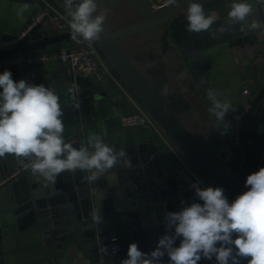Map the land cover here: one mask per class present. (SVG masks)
Listing matches in <instances>:
<instances>
[{"label":"water","instance_id":"1","mask_svg":"<svg viewBox=\"0 0 264 264\" xmlns=\"http://www.w3.org/2000/svg\"><path fill=\"white\" fill-rule=\"evenodd\" d=\"M39 2V0H26ZM67 14L63 0H51ZM135 9L139 22L121 29H112L105 23L101 38L94 43L98 45L106 62L118 75L120 80L137 98L142 107L157 121L172 144L189 160L198 173L208 181L212 187H222L229 203L243 193L240 181L244 179L243 171L235 175L229 172L219 160L218 154H213L199 139L198 128H189L185 122L171 110L160 89L148 78L130 58L121 45V39L149 30L167 22L180 9L188 6L189 0H175L164 8L154 11L144 0H126ZM216 1V0H198ZM226 2L223 16L227 19V9L232 0ZM256 9L255 19L264 24V0H247ZM42 24L35 25L17 44L9 48L0 49V60H10L13 57L45 50L57 43H70L71 32L61 31L49 33L41 30ZM234 35L244 34L240 25L230 26ZM254 31V30H252ZM187 45L186 47H189ZM191 46L185 49L188 53ZM191 71L203 84L207 80V73L211 64L201 62L197 55L187 58ZM9 66L17 67L16 62ZM60 71L52 72V84H46L42 76H32L30 71L24 80L31 84H43L59 91L63 88L78 86L83 101H89L108 90L115 94L118 88L108 78L99 83L81 75H73L66 64H62ZM61 79L63 80L61 83ZM61 83V85L59 84ZM257 120L258 128L264 131V83L251 102L248 113L244 117L242 127V150L245 156L244 166L251 169L254 163L253 148L248 143V135L253 121ZM74 147H81L80 142H71ZM116 150L123 148L127 152L129 163L117 164L95 181H89V172L83 170L64 171L55 184L47 183L42 177L22 172L17 178H8L3 194L10 198L9 207L12 209L17 223H25L28 227L37 226L42 230L45 238L75 234L81 229L88 239L92 252L97 251V236L104 242L110 237L109 226L117 223L118 233L129 232L142 252L154 250L158 239L168 234L164 216L166 212L180 211L183 205L193 202L203 203L195 195L194 188H182L177 180L175 166L171 158L158 143L146 141L109 145ZM17 163L25 161L17 158ZM18 164V165H19ZM16 168H11L9 154L0 157V179L7 177ZM26 170V169H25ZM27 172V171H24ZM102 216V222L97 224L92 220V214ZM174 231V229L172 230ZM1 240V235H0ZM179 246V239L176 245ZM0 241V254H1ZM243 259V258H242ZM240 260V264H247V260ZM169 257L165 255L161 264H168ZM198 264H217L215 258L211 261L202 258Z\"/></svg>","mask_w":264,"mask_h":264},{"label":"crops","instance_id":"2","mask_svg":"<svg viewBox=\"0 0 264 264\" xmlns=\"http://www.w3.org/2000/svg\"><path fill=\"white\" fill-rule=\"evenodd\" d=\"M144 2L150 7L147 0ZM97 3L99 8L107 9L105 23L112 29L125 28L140 20L135 9L126 0H97ZM199 3L202 4L206 15L216 17L209 31H187L186 6L167 22L125 37L120 42L133 62L160 89L169 103V108L173 109L189 128H198L199 139L213 154L219 155L221 164L229 172L235 175L243 171L246 180L248 175L264 167V131L259 130L257 120H254L252 131H256L255 150L258 157L253 168L249 169L244 166L243 150L233 142L232 120L233 113L246 102H252L264 83V34H261L264 29L234 35L231 27L227 25L226 17L223 16L222 8L226 2L216 0ZM39 4L40 2L26 0H0V39L21 34L35 11L41 7ZM21 9H24L22 13ZM221 26L229 27V30L224 33L217 32V38H213L211 32ZM41 30L44 31L43 27ZM65 44L57 43L45 50H55ZM187 45L192 48L188 53L185 52V49L190 48L186 47ZM190 55H197L201 62L208 61L211 64L207 80L203 84L187 63ZM13 58L0 60V73L9 70L14 81L25 79L29 70L20 65L9 66ZM62 64L64 63L57 60L36 64V76H42L46 84H52L54 81L51 73L62 70L59 69ZM62 81L61 79V83ZM110 81L118 88L117 93L112 94L105 90L99 98L86 102L79 95L81 89L78 86L75 90L63 88L56 91L63 110L66 142L76 141L80 142L81 147L87 146L90 133L101 135L108 145L153 141L160 145L175 166L176 157L162 136L141 127L121 125V115L132 108L133 102L117 82ZM210 88L218 93L221 100L230 101L232 110H235H230L226 115V127L222 126L210 111L213 106L207 94ZM77 101L79 108L75 107ZM9 163L11 168H16L19 164L12 154H9ZM25 171L27 172H23L24 174H32L30 169ZM9 176L0 179V264H98L104 259L99 250L92 252L81 229L64 238H45L37 226L28 227L26 222L19 225L9 207V196L3 194ZM109 230L110 236L118 233V224H111ZM120 238L125 252L109 256V264H120L122 259L127 258L128 245L134 242L129 232L120 233ZM97 241L98 248L103 241L99 236Z\"/></svg>","mask_w":264,"mask_h":264},{"label":"clouds","instance_id":"3","mask_svg":"<svg viewBox=\"0 0 264 264\" xmlns=\"http://www.w3.org/2000/svg\"><path fill=\"white\" fill-rule=\"evenodd\" d=\"M63 2L72 39L86 41L89 46L98 41L107 9L99 8L97 0ZM255 14L256 9L247 0H232L227 25L239 24L241 32L264 29ZM186 18L187 31L195 33L209 31L216 21L215 15L205 14L198 0H189ZM228 30L221 26L211 35L217 38V32ZM0 89V157H23L28 163L21 161L22 166L38 179L55 184L64 171L83 170L90 173L89 181H95L117 164L129 163L126 150H116L96 133L89 134L87 146L76 148L66 142L63 110L55 88L24 79L14 81L11 71L4 70L0 73ZM207 94L213 105L210 111L226 127L225 117L232 110L230 101L221 100L211 88ZM75 107L79 108L78 101ZM245 186L248 190L229 203L222 187L193 184L195 195L203 203L184 206L182 201L180 211L166 212L168 234L158 239L155 249L145 253L132 242L120 264H161L165 255L168 264H198L202 258H215L217 264H240L242 258L247 264H264V167L248 175ZM91 218L97 224L102 222L99 212ZM178 239L179 246H175Z\"/></svg>","mask_w":264,"mask_h":264},{"label":"built area","instance_id":"4","mask_svg":"<svg viewBox=\"0 0 264 264\" xmlns=\"http://www.w3.org/2000/svg\"><path fill=\"white\" fill-rule=\"evenodd\" d=\"M150 8L158 11L169 4V0H147ZM40 4L33 14L30 22L25 26L21 34L14 37L0 39V49L9 48L17 44V42L25 36L35 25L41 23L44 31L49 33L69 31L67 14L62 11L51 0H39ZM49 60H57L65 63L68 70L73 75H81L90 78L93 81H101L104 78L113 80L119 84L122 91L133 102L132 108L121 115L122 126H136L147 130H152L162 136L169 144L174 156L176 157L175 172L178 182L184 188H193L192 185L199 183L200 187H208V181L204 179L198 171L188 162L183 154L172 144L171 140L157 123V121L142 107L137 98L120 80L118 75L112 70L98 48L93 43L91 46L86 41L72 39L68 44L55 50L32 51L17 55L13 58V62L27 68L32 76H36L35 65L44 63ZM251 102H246L238 111L233 113V142L242 150V127L244 117L249 111ZM248 143L252 147L256 144V131H251L248 135ZM25 168L19 164L8 178H17ZM115 249V251H114ZM98 250L103 256V260L98 264H109V256H117L125 252V246L121 241L120 233L112 234L107 241L102 242L98 246Z\"/></svg>","mask_w":264,"mask_h":264},{"label":"trees","instance_id":"5","mask_svg":"<svg viewBox=\"0 0 264 264\" xmlns=\"http://www.w3.org/2000/svg\"><path fill=\"white\" fill-rule=\"evenodd\" d=\"M252 130H253V129H252V125H251L250 130H249V133H250ZM252 148H253V158H254V163H253V165H252V168H253L254 164L256 163V159H257L258 155H257L256 150H255V145H254ZM252 168H251V169H252ZM240 187H241V189H242L243 192H245V191L248 190V188L245 186V179H242V181H240Z\"/></svg>","mask_w":264,"mask_h":264}]
</instances>
